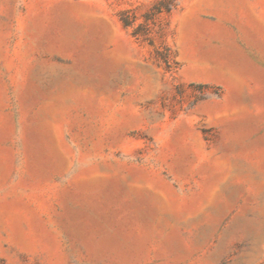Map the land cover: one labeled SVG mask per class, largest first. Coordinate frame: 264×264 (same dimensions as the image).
Here are the masks:
<instances>
[{
  "label": "rangeland",
  "instance_id": "rangeland-1",
  "mask_svg": "<svg viewBox=\"0 0 264 264\" xmlns=\"http://www.w3.org/2000/svg\"><path fill=\"white\" fill-rule=\"evenodd\" d=\"M0 264H264V0H0Z\"/></svg>",
  "mask_w": 264,
  "mask_h": 264
},
{
  "label": "trees",
  "instance_id": "trees-1",
  "mask_svg": "<svg viewBox=\"0 0 264 264\" xmlns=\"http://www.w3.org/2000/svg\"><path fill=\"white\" fill-rule=\"evenodd\" d=\"M171 7H172V6H165L164 8H165L167 11H169V10L171 9ZM124 24H125V25H128V23L125 22V21H124Z\"/></svg>",
  "mask_w": 264,
  "mask_h": 264
}]
</instances>
